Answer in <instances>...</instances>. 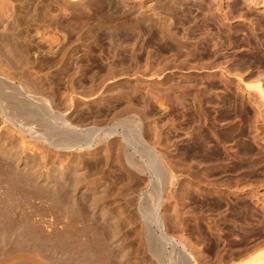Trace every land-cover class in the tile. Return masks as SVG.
Returning <instances> with one entry per match:
<instances>
[{"label": "bare ground", "instance_id": "obj_1", "mask_svg": "<svg viewBox=\"0 0 264 264\" xmlns=\"http://www.w3.org/2000/svg\"><path fill=\"white\" fill-rule=\"evenodd\" d=\"M12 1L13 0H0V175L1 174L2 175L7 174L5 176H10V177L12 175L15 178V180H14V178L12 177V179H13L12 181H16V179H19L18 182L23 183L21 185H22V187L25 188L24 190L26 191V189H27L29 191V192L26 191L25 194L31 193L30 196L38 195V198L40 200L37 197H35V196L34 197L37 198L39 201H41L44 197V200H46L45 202H47V200H49L47 205L51 201H53V202L56 201L57 203L55 202L56 206L54 204V206L56 208L55 213H51V211L49 213V211L46 210V212L49 213L47 216H44L43 214H45V213L42 214V212H41V214L43 216L39 215L40 212H38V215L35 214V213H37V211L36 212H34L35 210L33 211V208H32L33 204L31 202L32 200L31 201L28 200V202H29L28 205H27L28 202L23 203V201H21L23 203L21 205L25 206L24 204H26V206L23 207L22 209H20V208H19V210L17 209L18 211H20V210L22 211L20 213H18V211L16 209H15L16 211H12L9 209L10 212H7V211H9L7 209L11 208V207H9L10 205L7 206V203H5L6 204L5 206L8 207L5 209L6 214L2 213V208L0 209V211H1L0 214L2 213L0 215V229H1L0 230L1 231V233H0V264H63V262H64V264H82V263L83 264H96L98 260L100 263V260H102L103 258H104V260H106V261H104V263H108L107 261H109L108 259H111L110 257L112 256L113 253H115V254L117 253V258H116L117 261H115V262H117L118 264H223L226 260L234 259L236 256L242 255L243 253H245L249 250L250 251L255 250V248L257 246H259L260 244H262V242H264V240H263L264 238H262L261 241H259V240L256 241L257 239L255 237V238H253L251 244L246 245V243H248V239H247L248 236L244 235V239H245V237H246V239L245 240L242 239V240H244L245 244L243 241L242 242L245 246L242 248L240 246L241 249L238 248L240 250H237V252H235V254L229 253V251H228L227 256H224V255H218L216 253V251H213V252L211 251L212 253H214V255L209 257L207 255L209 252L208 249H206L207 253L205 251V248H203L202 250L198 249V245H199L198 240L200 239V237L204 241L206 240L204 246H207L209 244L208 238H210V237L207 238L208 233H206L207 231L209 232V230L211 228L209 216H207V215L205 216V224L203 223L204 224L203 226H205L204 231L202 230L203 228L201 229L202 231L199 229V228H201L199 226L200 225L199 223H198L199 224L198 225L195 222L196 223L194 225L195 227L187 224L188 220H192L196 217V214L194 211L195 206H196V204L194 203L195 200L193 197L194 193H196L197 196L198 195L200 196L201 194H203L205 192L208 193L209 191L217 193V196H218L217 204L219 206L220 205L225 206V211L229 210V214L223 215V219L226 218L227 215H229L230 217H233V218L234 217L239 218L244 224L247 223L246 220L248 221V219L250 220L252 217H254L256 215L255 209H254V208H256V206H254V204L255 205L257 203L263 204V202H264V196H263V198L262 197L260 198L258 195L259 193L257 194V192L254 191L255 189H253L252 191L248 189L250 191V195H248L249 197L246 196L248 199L244 198L242 193H249L248 190H246V188L245 189L242 188L244 186H242V184L239 183L240 179H242V176L245 175L244 173L241 175L235 174V175H238L237 176L238 179L235 178L236 181L234 178H232V180H231V177H229L230 178L229 181L227 180V179H229L228 177H226L227 179L224 178L225 172H228V171L232 172V171H236V170L238 171L242 168H246V170H245L246 172H248V173L252 172L254 169L253 166H255L257 164V161H260L259 159L262 158V156L260 158H256V156L260 153V151L264 153V146H263L262 150H260V147L256 146L257 144H256L254 138H257V137L255 135H253L252 138H253V141L255 142L256 145L254 143H253L254 145H251L250 143H249L250 144L249 145L248 143L243 142V145L240 147V150H239V146L236 145V143H235V140L236 139L238 140V137L242 133H244V131L246 129L248 130V128H249L250 132L252 130H254V132L256 131V133H257V130H258L257 128H259V127H257V124H255L254 122L257 123L258 120L260 119V121H262L264 124V84L261 81L262 77H260L261 75L260 76L256 75L254 78L252 76V74L249 73L250 70L247 71L248 73H245L246 70L249 68V67L248 68L246 67L249 65L248 64L246 65V63H245L247 60L246 61H244L243 59L239 60L242 62L244 61V65H245V71H244V65L241 62L239 63V61L236 62L234 60H231L229 58L231 53L227 51V48L229 47V45L232 43L234 44V41H235L233 39V34L231 33V32L234 33L237 31L234 28L233 22L238 21V20L239 21H242V20L250 21L251 24H254V27L252 25V27H250L251 30H249L250 32H248V33H251L252 30H257V28H259V26H261L263 24L262 22H264V21L260 22L259 17H261V16H259L256 19L254 18L255 19L254 20L253 17L255 15V13H245V12L244 13H232V12L231 13H228V12L224 13L222 11L223 14H217V18L215 20V23L217 24L218 30H219V32L217 33L218 35L217 34L215 35L212 32L213 34L209 33L208 35L205 34L202 36L205 41H202V40L200 41V39H197L198 43L203 44L202 47L193 46L194 43L192 45H190V44H187L186 42L185 43H183L181 41L179 42L180 39H178V42H176L177 40L173 39L174 37L172 38V40H174V42H176L175 46H174V48L170 47L171 49H166L167 51L171 50V52L169 55H167V56H169V61H168L169 63L166 62L165 60L164 61L170 67L171 75L173 77L181 75L182 80H184L186 82L183 83V81L179 80L176 77L175 80L173 81V85L170 86V87H172L171 89H173L172 93H173V97L176 98L175 99L176 101H174L175 102L174 107L170 108V109H173L172 115L174 117L173 116L172 117L174 120H172L170 117V118H168L169 119L168 121H170L169 123H171V120L174 123L176 122L175 125L173 124L174 128L171 127L173 130H175L174 133L176 131L183 129V128H186L187 130L185 129L186 131H183V133L185 132V134H186V137L184 135V137H185L184 139H186L185 144L183 143L184 146L180 148V146L178 147L177 145L176 146L174 145V147H175V148L173 147V150H175V151H173L174 155H172V158L170 157L171 158L170 159L169 156L166 155L165 152H163L164 150L166 151V149H165L166 146L164 147V150H163V147H161L160 132H159V130L156 129L157 123L154 124L156 121L153 123L155 125V126H153L154 129L152 127H150V129H148V127H149L148 125H151V123H149L147 125V130H150V131H148V133L149 132L150 133L148 134V136H146L147 132L144 134V129H146V126H145V128H143V126L141 125V118H140L141 114L139 113V111H137L139 109H136L137 107H139V108L141 107V109L142 110L144 109V111L146 112V109L148 107L147 111H150V112L149 113L146 112V114L151 115V110H152V108L154 110V107L150 108L151 110H149V106H152L151 105L152 103L153 104L155 103V105H157V106H159V104H160V106H162V103H163L162 97L161 98H153V96H152V98H153L152 100H150V98L149 99L146 98V100L141 101L145 98L143 96H140L142 98L141 99L138 96L137 98H139L140 100L136 98V100H137L136 101V100H134L135 97L132 96L134 99L133 98L131 99L129 97L125 98L124 103L121 104V103H118V100H119L118 98H114L110 95L111 89L108 87L107 84H104L103 80L102 81L97 80L98 83L93 82V83H90V85H88V86H87L88 82L86 83V86H85V84H81L79 82L81 80H79L77 83V81H75L77 76L86 75L87 71H84L81 68H76V67L70 68L69 67L68 61L65 60V57L67 56L66 55L67 52L65 53V50H62L63 46H62V48H60L61 51L59 54L56 51L58 54L57 56H59L61 53H63L62 55H60V58L57 60V62H59V66L55 67V69H53L52 71H49V72L46 70L42 71L43 69L41 70L40 68H38V66H36L37 68H35L32 65L33 59L30 60L29 51L27 49V46L29 44L27 45L26 42L29 40L25 41L26 38H24L25 42H22L23 41V38H22V41H19V39H20L19 37H22L21 34L24 32L22 30L26 29V27H23V26H25L24 24L27 23V20H26V22L24 21L26 19V17H25V12H26L25 10L26 9L24 7L25 3L24 4L22 2L17 3L15 6H13ZM53 1H55V0H53ZM247 1L252 6H258L260 8H264V0H247ZM29 2L31 4V1H29ZM37 2L38 1H36V3ZM27 3H28V1H27ZM46 3H48V2H46ZM38 4H39V2L37 3V6H38ZM39 6H40V4H39ZM14 8H15L16 12H17V10L19 11V14H20L19 16L21 17L22 21H15L16 18L14 17V14H15ZM26 8H28V6ZM64 9H65V7H64ZM166 9H168V8H166ZM61 10H63V9H61ZM86 11H88L90 13L89 10H86ZM235 11H233V12H235ZM59 13H61V12H59ZM59 13H58V15H61ZM63 13H65V12H63ZM81 13H82V11H81ZM91 13H93V12H91ZM34 14H32V15H34ZM54 14H55V11H54ZM32 15L30 14V16H32ZM39 15H42V14L40 13ZM58 15H56V16H58ZM74 15H72V16H74ZM51 16L49 15V17H51ZM65 16H64V18H65ZM202 16H203V14H202ZM46 17H43V18H46ZM49 17H47V22H48ZM89 17L91 18L92 16H89ZM119 17H120V15H119ZM43 18H42V20H43ZM71 18L72 19L68 18V20L70 19L69 20L70 22L68 21L69 22L68 25L70 26L72 31H73V29L74 30L75 29H77V30L82 29L83 32L87 35H90L92 33L93 24H95V23L92 22L93 24H90L88 21H85V19L82 21L75 20L76 16L74 19H73V17H71ZM77 18H79V16ZM88 18L86 20H88ZM121 18H123V17H121ZM146 18H147V16H146ZM92 19H93V21L95 20V18H92ZM118 19H117V21L120 22L121 19H119V20ZM128 19H131V18L129 17ZM138 19H139V17H138ZM138 19L137 18L135 19V17H134V22H135V20H138ZM141 19L143 20V18H141ZM206 19L209 20V18H206ZM206 19L204 18V20H206ZM251 19L254 20L253 23H252ZM30 20L33 22V19H31V17H30ZM51 20H53V18ZM97 20L98 19H96V21ZM208 20H206V21H208ZM53 21H52V23H53ZM89 21H91V20H89ZM132 21L133 20H130L131 23H132ZM28 22L30 23V21H28ZM35 22H37V21L35 20ZM57 22H58V20H57ZM128 22H129V20H128ZM46 23H45V25H46ZM58 23H60V22H58ZM58 23H57V26H59ZM114 23H116L115 20H114ZM172 23H173V21H172ZM148 24H150V23H148ZM202 24H204V21ZM202 24H201V26H202ZM101 25L106 26L108 29H109V27L112 26L110 24L111 26L108 27L109 23H108V25L107 24L105 25V23L103 24V22L101 23ZM26 26H27V24H26ZM30 26H32V25H30ZM35 26L36 25L34 23V27ZM57 26H55V27H57ZM97 26L98 25H96V27ZM159 26H161V25H159ZM162 26H163V23H162ZM205 26L207 27V25H205ZM205 26L203 28L202 27L201 28L206 29ZM100 28H101V26H100ZM161 28L163 29V27H161ZM167 29H168V27H167ZM223 29H224V31H222ZM169 30H167V31H169ZM93 31H95V30H93ZM96 31H98V30H96ZM159 31L160 30L155 31V32H158V33H156V35L158 34L160 36ZM162 31H164V30H162ZM165 31L162 33H164V34L167 33ZM36 32H38V31H36ZM62 32H60V33H62ZM104 32H106V31H104ZM132 32H135V31L132 30ZM151 32H153V31H151ZM215 32H217V31H215ZM222 32H225V34L222 35ZM229 32H230V35L228 36ZM33 33H35V32H33ZM88 33H90V34H88ZM162 33H161V35H162ZM177 33H179V32L177 31ZM103 34H105V33H103ZM131 34H133V33H131ZM187 34H188V32H187ZM62 35H64V34H62ZM141 35H142V33H141ZM165 35H163V36H165ZM167 35L165 37H167ZM177 35H179V34H177ZM182 35H184V34H182ZM185 35H186V33H185ZM246 35H249V34H246ZM25 36L26 35H24V37ZM74 36H76V35H74ZM107 36H108V34H107ZM111 36H112L111 38L114 39L113 35H111ZM187 36H188V39L194 38V37H191L189 34ZM231 36H232V38H231ZM235 36H236V34H235ZM251 36H253V35H251ZM109 37H110V35H109ZM202 37H200V38H202ZM255 37H253V38L255 39ZM40 38H41V36H40ZM99 38H103V37H99ZM111 38H109V41H108L109 44H110V41H112V40H110ZM117 38H116V40H117ZM156 38H158V37L156 36ZM162 38L163 37H161V41H162ZM250 38H252V37H250ZM61 39H63V38H61ZM74 39H77V38H74ZM83 39H84V36H83ZM119 39H120V37H119ZM132 39H134V38H132ZM244 39H248V36H247V38L245 36ZM94 40H95V38H94ZM105 40H108V39H105ZM129 40H131V39L129 38ZM148 40H149V38H148ZM153 40L154 39H152V41ZM249 40H251V39H249ZM126 41H124V42H126ZM133 41H135V40H133ZM169 41H171V40H169ZM236 41H237V39H236ZM245 41L248 42V40H245ZM30 42H33V41H30ZM95 42H97V41L95 40ZM247 42H245V43H247ZM165 43H167V42L165 41ZM177 43H179V44H177ZM256 43H257V41H256ZM39 44H40V42H39ZM116 44H118V43H116ZM132 44H133V42H132ZM132 44L129 47H133L134 44L133 45ZM147 44H149V43H147ZM247 44H248L247 46H249L248 50L250 49V51H252V53H250L252 55H250L248 53V56L250 55L248 60L252 63L253 62L252 60H254V62H255V61H259L258 59H262L260 57H262L261 54H262L263 50L257 46L255 47V46L251 45L250 41ZM258 45H259V43H258ZM57 46H58V44H57ZM165 46H166V44H165ZM165 46L161 47L162 50H163V48H166ZM104 47L102 46L101 48H104ZM120 47H121V45H120ZM168 47L169 46L167 44V48ZM232 47H233V45H232ZM78 48H76V49L78 50ZM233 48H232V50H233L232 52H235V49H233ZM29 50H30V48H29ZM33 50H34V46H33ZM133 50H134V48H133ZM113 51L114 50H112V53H113ZM116 51H115V53H117ZM161 51H160V53H161ZM56 52H54V53H56ZM41 53H43V52H41ZM263 53H264V51H263ZM35 55H38V54H35ZM80 55H79L78 59H81ZM84 55H82V56H84ZM150 55H153V54H150ZM158 55L160 56V54H158ZM165 57H164V59H165ZM233 57H234V55H233ZM131 58L136 60L135 55H134V57L132 56ZM247 58L248 57H246V59ZM85 59H87V58L85 57ZM157 59H158V57H157ZM34 60H36V59H34ZM263 60L264 59H262V62H263ZM136 61H139V60H136ZM156 61H158V60H156ZM93 62H94V60H93ZM165 62H164V64H165ZM260 62L261 61H259V64H260ZM34 63H36V62L34 61L33 64ZM89 63H90V61H89ZM119 63H121V62L119 61ZM122 63L124 64V62H122ZM128 63H129V61H128ZM38 64H40V63H38ZM38 64H34V65H38ZM48 65H46V66H48ZM126 65H127V62H126ZM252 65H253V63H252ZM81 66L83 67V65H81ZM86 66H84V67H86ZM102 66H103V64H102ZM117 66H118V64H117ZM39 67H40V65H39ZM124 67H125V65H124ZM143 67L144 66H142V68ZM134 68L135 67H133V69ZM160 68H161V66H160ZM49 69H50V67H49ZM91 69H93V68H91ZM191 69H194L200 75L202 74V72H205V75H203L204 77L205 76L211 77V76L216 75L214 77H218L219 80H217V81H219L222 85H224L226 87V89L228 87H230L229 84L232 82V79H231L232 78L231 75H232L236 79V84H234V85H236V90L237 91L239 90V92L240 91L244 92L248 96L249 103H251V105L253 104V106H255L257 109L255 111L256 113L253 112V113H255L254 117H252V119L254 118V120L250 119L253 122L252 121L249 122V120L246 121L245 120L246 118H244V120H245L244 121L241 118L243 120L244 124H239L240 119L238 120V118H237L238 121H236V123H234V121L236 120V117L235 118L233 117L232 119H235V120L228 125L227 124V123H229V121H227L228 119L225 120V119L220 118L222 121L225 120L227 128L222 129V130H225L223 132V134H222V132L221 133L219 132L220 134L223 135L222 136L219 134V136H222L221 138H219L218 136H216V133L218 132L217 131L218 128L215 127V129L217 128L215 130V131H217L216 133L213 132L214 128L211 129V127H213L212 126L213 123L212 122H210L212 124L209 123V121L211 119L209 118L210 116H208V114H207L208 109L205 110V108H203L204 107L203 104L205 102H207V103L209 102V97L207 95L204 98L202 97L203 95L201 96L203 98V100H202V98L200 100V98L198 97L199 103H196V105L192 106L193 103L190 104L189 107L193 108L196 106L195 108H193V110L197 109L196 114H195V111H193V110H192V113H188L190 111V109H189V111L187 110V116H184L185 118L180 119L183 117V115H186V113H185L186 111L183 112L185 114H182L183 110L182 109H181L182 111L180 110V107L182 108L184 106V103H182L183 100L180 98L179 94L181 92L182 93L185 92V94L189 93V95H192L191 94L192 91H190V89L194 88L196 85V84L193 85V83L189 82L190 79L192 78L190 75V74H192ZM105 70H108V69L106 68ZM88 71H90V70H88ZM218 72H220V74H218ZM250 72H252V71H250ZM258 73H259V71H258ZM89 74L91 75V73H89ZM99 75H101V74L99 73ZM110 75H111V73H110ZM81 77H84V76H81ZM90 77H92V76H90ZM90 77L88 80H90ZM197 79H199V78H197ZM191 80H193V79H191ZM84 81L86 82V80H84ZM195 81H194V83H195ZM201 83H203V82H201ZM133 85L131 84L132 87L135 86V85L134 86ZM210 85H211V83H210ZM132 87H130V88H132ZM128 88L129 87H127V89H125V88L121 89L120 88L118 90H123L122 92L124 94L126 92V91L124 92V90H127V92L129 93V91L131 89L129 88L130 90H128ZM198 88H199V86H198ZM200 88H201L199 90L200 92L199 91L198 92L203 94V92L201 90H203V88L205 89V87L200 86ZM100 89H101V93L96 94L95 91L100 90ZM134 89H136V88H134ZM206 89H207V87H206ZM148 90H149V88H148ZM131 91H133V89ZM203 91H204V94H207V92H208L207 90L206 91L203 90ZM118 92L120 93L121 91H118ZM149 92H150V90H149ZM196 92H195V94H196ZM233 92L235 93V90ZM94 93H95V95H94ZM132 93L134 94V92H132ZM236 93L239 94L238 92H236ZM125 94L127 95V93H125ZM198 94H196V95H198ZM76 95H78V96H76ZM126 95H124V96L126 97ZM130 95H132V94H128V96H130ZM114 96H118V95H114ZM110 98H114V99L111 100ZM195 98L191 101L197 102L198 100L196 101ZM229 98H230V96H229ZM215 99H217V98H215ZM235 99H233L234 102L235 101L237 102V100H235ZM225 101H227V100H225ZM92 102L96 103L95 106L90 105ZM120 102H122V101L120 100ZM184 102H185V100H184ZM229 102H230V100H229ZM234 102L231 100L230 104L233 103V105H235ZM243 102H245V101H242L241 104ZM156 103H158V104H156ZM221 103H222V101H221ZM197 106H199V107L197 108ZM215 106H216V104H215ZM142 107H146V108H142ZM208 107H209V105H208ZM211 107H212V105H211ZM223 107L226 108V105L224 104ZM228 107H231V106L229 105ZM185 108L187 109V107H185ZM211 110H213V109H211ZM215 110H217V109H215ZM144 111L142 112L143 114H144ZM228 112H227V115H228ZM153 114H154V112L152 111V115ZM235 114H236V112H235ZM227 115H225V117L229 118V117H227ZM236 115H238V114H236ZM147 116H149V115H147ZM222 116L223 115L221 114L220 117H222ZM242 116H244V115H242ZM246 116H248V115H246ZM142 119H145V118L142 117ZM232 119L230 120V122L232 121ZM183 120L186 124H188L187 127L182 126V124L184 123V122H182ZM212 120H213V118H212ZM242 120H240V123L242 122ZM152 121H154L153 118H152ZM213 121H215V120H213ZM225 122H223V124H225ZM217 123H218V121H217ZM142 124H143V122H142ZM159 124H158V126H159ZM173 125L171 124V126H173ZM215 125H217V124H215ZM226 125H223V126L225 127ZM223 126H221V127H223ZM259 126L261 127V125H259ZM153 131H155V132H153ZM208 132L210 134L212 133L213 135L216 136L215 138L217 140L216 139L215 140L217 142L216 141H213V142L214 143L216 142V144H218V145L212 144V143H211V145H207L209 143V140H210V139H208V137L211 138L213 136L212 134H211L212 135L211 137H210V135L208 136ZM153 135H154V137H153ZM258 136H261L260 139L262 138L263 143H264V137L262 135H258ZM19 139L21 140V142H20L21 144L19 143V141H20ZM161 139H162L161 140L162 146H164L163 143L166 142L167 140L163 142V138H161ZM165 139H167V137H165ZM168 139L170 140V138H168ZM212 140H210V142ZM232 140H234L235 145L238 146L237 147V150L239 151L238 153H237V151H234V148H232L231 144L229 143V142L232 143ZM26 142H27V144L25 145L24 143H26ZM28 142L30 144L32 143L31 146H27ZM239 143L242 144L241 142H239ZM164 144L170 145L167 143H164ZM259 145H260V143H259ZM170 146H169V148H170ZM236 146H234V147H236ZM167 148H168V146H167ZM230 148H232V149L230 150ZM175 152H176V154H175ZM231 154L232 155L234 154L233 155L234 158L236 156H238L239 159H242V161H243V159H247L248 157H250V158L252 157V161H248V160H250V159H248V160H246V161H248V163L245 164V162H244L245 160H244L243 164L240 163V165H238L239 163H237V165H233L231 168H227L228 163L226 164L227 161L224 162V156L226 157L225 160H227L229 155L232 156ZM196 158H198L199 160ZM203 158H204V160H203ZM253 158H254V160H253ZM229 159H230V157L228 158V161H230L232 159V157L230 160ZM262 159H264V156ZM232 161L230 163L233 164L234 162H232ZM254 161H256V163ZM238 162H240V161H238ZM260 162H258V163H260ZM262 162H261V164H262ZM234 164H236V163H234ZM261 164H257V165H261ZM249 167L252 168V170L251 169L247 170V168H249ZM262 170H264V168ZM232 173H235V172H232ZM232 173L230 175H228L226 173V176L227 175L231 176ZM239 173H241V171H239ZM248 173H246V174H248ZM253 174L257 175L258 172L257 173L254 172ZM2 175H1V177H3L2 179H3V181H5L6 179L4 180V176H2ZM250 175H252V173H250ZM8 178H7V180H9ZM10 181H9V183H10ZM230 181H233V182H230ZM253 181H254V183L256 182L255 180H253ZM0 182L2 183V181H0ZM16 182H15V187H16ZM250 182H252V181H250ZM9 183L7 182V185ZM238 183H239V185L241 184V186H238ZM247 183H249V182H247ZM258 183H259V185L261 184V182H259V181H258ZM5 184H6V181H5ZM5 184L4 183H3V185L1 184L2 187L1 186L0 187L3 189ZM10 184L12 185V183H10ZM13 184H14V182H13ZM17 185H19V184H17ZM256 185H258V184H256ZM19 193L24 194V192H19ZM1 194L3 195L4 193H1ZM6 194H4V195H6ZM10 194H12V193L10 192ZM4 195H3V197H4ZM30 196H29V198H30ZM201 196H203V195H201ZM19 197L21 198V196H19ZM7 198H8V196H7ZM9 198H13V197H9ZM23 199H21V200H23ZM51 199H53V200H51ZM246 199H247V201H246ZM2 200H3V198H2ZM12 200L9 199V201H11V202H12ZM14 201H15V199H14ZM205 201H207V200H205ZM19 202H20V200H19ZM42 202H43V200H42ZM33 203H34V201H33ZM8 204H10V202ZM11 204H14V203L12 202ZM57 204L60 208L57 207ZM194 204H195V206H194ZM206 204H207V208H208L210 206V204L208 206V203L205 202V206H206ZM15 205H19V203H16ZM39 205H40V202H39ZM201 205L203 206V204H201ZM38 206H37V209L40 207V206L39 207ZM51 206H53V204L50 205V207ZM17 207L18 206L12 207V208L14 209ZM41 207H42V205H41ZM184 207L186 208L185 211L182 210ZM55 208L53 207V209H55ZM57 208H59L58 209L59 211H57ZM210 208H211V206H210ZM41 209H43V207ZM45 209H46V207H45ZM70 210H71V212L73 211L74 213H76L74 215H78L81 218L86 217L90 221L89 225L91 226V232L93 231L92 234H95L96 232H98L97 234L100 233V235H101L102 233H104L103 232L104 229L101 231L100 227L103 228V226H104L105 231H106L105 233H107V231H108V234H106V235H108V236H106V237H108L107 238L108 240H106L107 242L103 241L104 244L99 243V245H98V240H103L105 238V237L104 238L100 237L101 239H98V240H96L97 242H95L97 244H95V245H94V243H93V245L87 244V245H85L86 248H82V249H81V247H83V245L81 246L82 243L78 241L79 245L81 247L78 246V248H79V251H78L77 245L76 246L74 245L77 249V252L75 251L76 250L75 248L73 249L75 251V252L73 251L74 253L72 252V250L70 252H68V250H70V249L69 248L67 249L66 247H64V249L67 250V251L65 250L66 251L65 253H64V251H63V253L60 252V250L63 248H61L60 250H56L55 248H57V247L54 248L55 251H53L52 253H50L51 252L50 249H48V250H50V252H47V250L45 248H46V246H49L52 243L51 240L52 241L54 240V243H55L54 245L57 246L60 244V247H61V244L63 246V243H59L60 241L62 242V240H65L66 239L65 237H67V236H68L67 238L70 237L69 241L72 238L70 235H68V232H70V229H72V226L74 227V224H75L74 222H75L76 216L72 217L73 214L70 213ZM43 211H45V210H43ZM56 211H57V213H56ZM52 212H53V210H52ZM183 212H184V215H182ZM259 212H260V210H259ZM194 214H195V217H194ZM263 215H261V216H263ZM73 218H74V220H73L74 222L72 223ZM81 218H80V221H82ZM257 218L258 217H256V219ZM261 218L263 219V217H261ZM77 220L78 219H76V221ZM89 221H87V224L89 223ZM235 222H237V221H235ZM257 223H258V221H257ZM185 224H186V227H184ZM263 224H264V222H263ZM14 225H16V227ZM83 225L84 224L82 223V226ZM12 226H14V227L12 228ZM70 226H71V228H70ZM90 226H88L89 229H90ZM11 228L13 230H12V232L9 233L7 231V229H11ZM75 228H76V226H75ZM85 229H88V228L85 227ZM184 229H185V231L187 230V234H185ZM253 229L254 228H252V230ZM72 230H74V228ZM244 230H246V229H244ZM244 230H242V231H244ZM80 231H81V229L79 230V233H81ZM183 231H184V233H183ZM6 232H8V233L4 235L3 233H6ZM76 232H78V231H76ZM256 232H257V230H256ZM79 233H78V235H79ZM85 233H87V231ZM247 233H248V231H247ZM249 233H251V232H249ZM85 235L88 236L87 234H85ZM103 235H105V234H103ZM81 236L82 235H80V237ZM95 237H96V234H95ZM72 239H71L70 243L68 242L71 246L70 247L71 249H72V247H74V246H72L74 243L71 245ZM74 239H75V236H74ZM81 239L83 240V238H81ZM89 239H90V237H89ZM240 239H241V237H240ZM48 240L51 243L45 244V242L46 241L48 242ZM85 240H87L89 242L88 239H85ZM93 240L95 241V238ZM93 240H92V242H93ZM227 240H228V238H227ZM55 241L56 242L58 241L57 243H59V244H57ZM66 241H68V240L66 239ZM204 241H202V242H204ZM68 243L65 242L66 245ZM239 243H241V242H239ZM84 244H85V241H84ZM89 244H90V242H89ZM66 245H64V246H66ZM218 247H216V248L218 249ZM260 247H262V246H260ZM102 250L103 251L105 250V253ZM220 250H222V249H220ZM56 251L57 252L59 251L60 253H57ZM225 253H226V251H225ZM256 253L254 254L255 256H256ZM254 255H252V256H254ZM255 256H254V258H252L251 262H248V263H250V264H264V252H263L262 257L258 256L259 257L258 258ZM99 263H97V264H99ZM110 264H112V263H110ZM228 264H230V262ZM242 264H245V263H242Z\"/></svg>", "mask_w": 264, "mask_h": 264}, {"label": "rangeland", "instance_id": "obj_2", "mask_svg": "<svg viewBox=\"0 0 264 264\" xmlns=\"http://www.w3.org/2000/svg\"><path fill=\"white\" fill-rule=\"evenodd\" d=\"M19 1V2H18ZM27 1H28V3H27ZM29 1H31V4H30V2ZM36 1H38L39 2V4H40V6H39V4H38V6H37V3H36ZM113 1V2H112ZM13 2V6H15L17 3H25V5H24V7H25V17H26V19L24 20L25 22H26V20H27V26H26V24H24L25 26H23V27H26V29H24V30H22V31H24L22 34H21V36L22 37H19L20 39H19V41H22V38H23V41L22 42H25V41H27V40H29V41H27L26 42V44L28 45L27 46V49H28V51H29V58H30V60H32L33 62L35 61L36 63H34V64H38V63H40V64H38V65H34L33 64V62H32V65L35 67V68H37L36 66H38V68H40L42 71H52L53 69H55V67H57V66H59V62H57V60L60 58V55H62L63 53H61L59 56H57L59 53H60V51H61V49L60 48H62V46H63V48H62V50H65V53H66V57H65V60L66 61H68V65H69V67L70 68H81V69H83L84 71H87V73H86V75H80V76H77V78L75 79V81H77V83H78V81L79 80H81V81H79L81 84H85V86H86V83H87V86L88 85H90V83H98L97 82V80L98 81H104V84H107L108 85V87L111 89V96L112 97H114V98H118L119 100H118V103H121V104H123L124 103V101H125V98H133V97H135V99L134 100H136V98L139 96V98H141L140 96H143L145 99H143V100H141V101H144V100H146V98H150V100H152L153 98H161L162 97V102L164 103H162V106H160V104H159V106H157V105H155V103L153 104H151L152 106H149V110H151L150 108H152V107H154V110H153V108H152V110H151V115L150 114H146V112L147 113H149L150 111H147V109H148V107H147V109H146V112L144 111V109L142 110L141 109V107L139 108V107H137L136 109H139V110H137V111H139V113L141 114H139L140 115V118H141V125L143 126V128H145V126H146V129H144V134L147 132V134H146V136H148V134L150 133H148V131H150V130H147V125L149 124V123H151V125H148L149 127H148V129H150V127H152L153 128V126H155L154 124H156L157 126H156V129L157 130H159V132H160V143H161V147H163V150H164V147L166 146V151L164 150L163 152H165L166 153V155H168L169 156V158L171 157L172 158V155H174L173 153V151H175V150H173V147H174V145L176 146H180V148L181 147H183L184 146V144H185V142H186V139H184L185 137H186V134H185V132L183 133V131H186L187 129L186 128H183V129H181V130H179V131H176L175 133H174V131L175 130H173L171 127H173L174 128V125L176 124V122L174 123L172 120H174L173 119V109H170V108H173L174 107V105H175V102L174 101H176L175 99V97H173V89H171L172 87H170V86H172L173 85V81L175 80V78L177 77L179 80H181V81H183V83H185L186 81H184V80H182V76L180 75H178V76H175V77H173L172 75H171V69H170V67L168 66V64L166 63V62H168L169 61V56H167V55H169L170 54V52H171V50H166V49H171V48H174V46H175V43L176 42H178V39H180L179 40V42L181 41V42H183V43H187V44H190V45H192L193 43V46H199V47H202V43H198L197 42V39H200V41L202 40V41H205L204 40V38L202 37L203 35H208L209 33H214L215 35L219 32V30H218V26H217V24L215 23V20H216V18H217V14H223L222 13V11L224 12V13H255V15H254V17H253V19L255 18H258L259 16H261V17H259L260 18V22L261 21H264V8H260V7H258V6H252L251 4H249L248 3V1L247 0H55V1H53V0H13L12 1ZM46 2H48V3H46ZM70 2V3H69ZM209 2V3H208ZM239 3V4H238ZM57 4V5H56ZM107 4V5H106ZM208 4V5H207ZM95 5V6H94ZM200 5V6H199ZM202 5V6H201ZM247 5V6H246ZM28 6V8H26ZM31 6V7H30ZM49 6V7H48ZM52 6V7H51ZM74 6V7H73ZM83 6V7H82ZM103 6V7H102ZM164 6V7H163ZM206 6V7H205ZM64 7H65V9H64ZM99 7V8H98ZM231 7V8H230ZM111 10H110V9ZM166 8H168V9H166ZM206 8V9H205ZM35 9V10H34ZM52 9V10H51ZM60 9V10H59ZM61 9H63V10H61ZM103 9V10H102ZM208 9V10H207ZM28 10V11H27ZM59 10V11H58ZM67 10V11H66ZM86 10H89L90 11V13L88 12V11H86ZM93 10V11H92ZM101 10V11H100ZM206 10V11H205ZM236 10V11H235ZM14 11H15V8H14ZM30 11V12H29ZM33 11V12H32ZM49 13H48V12ZM54 11H55V14H54ZM78 11V12H77ZM80 11V12H79ZM81 11H82V13H81ZM85 11V12H84ZM104 11V12H103ZM233 11H235V12H233ZM18 12V13H17ZM17 12L15 11L14 13V17L16 18V20L15 21H22L21 20V17L19 16L20 14H19V11L17 10ZM32 12V13H31ZM39 12V13H38ZM45 12V13H44ZM53 12V13H52ZM59 12H61V13H59ZM63 12H65V13H63ZM88 12V13H87ZM91 12H93V13H91ZM140 12V13H139ZM146 12V13H145ZM17 13V14H16ZM32 15V14H34V15H32V16H30V14ZM42 14V15H39V14ZM57 13V14H56ZM58 13L59 14H61V15H58ZM76 13V14H75ZM87 13V14H86ZM119 13V14H118ZM145 13V14H144ZM171 13V14H170ZM205 13V14H204ZM44 14V15H43ZM47 14V15H46ZM75 14V15H74ZM78 14V15H77ZM135 14V15H134ZM139 14V15H138ZM176 14V15H175ZM202 14H203V16H202ZM49 17V15L51 16V17H49L48 18V22H47V17ZM56 15H58V16H56ZM68 17V18H70V19H72L71 17H73V19L75 18V16H76V18H75V20H80V21H82V20H84L85 19V21H88L90 24H93V23H95L96 25H98L97 27H96V25L95 24H93V30H95V31H93L92 30V33L90 34V33H88V34H90V35H87V34H85L84 32H83V30L82 29H73V31L71 30V28H70V26L68 25V23L70 22L69 20H68V18L66 17V16ZM72 15H74V16H72ZM96 15V16H95ZM101 15V16H100ZM119 15H120V17H119ZM122 15V16H121ZM145 15V16H144ZM211 15V16H210ZM17 16V17H16ZM31 17V19H33V22L30 20V17ZM36 16V17H35ZM39 16V17H38ZM56 18H54V17ZM64 16H65V18H64ZM79 16V18H77ZM89 16H92L91 18L89 17ZM95 16V17H94ZM112 16V17H111ZM116 16V17H115ZM141 16V17H140ZM146 16H147V18H146ZM207 16V17H206ZM29 17V18H28ZM41 17V18H40ZM43 17H46V18H43ZM58 17V18H57ZM81 17V18H80ZM89 17V18H88ZM121 17H123V18H121ZM127 17V18H126ZM131 18V19H128V18ZM134 17H135V19L137 18L138 19V17H139V19L138 20H135V22H134ZM163 17V18H162ZM263 17V18H262ZM40 18V19H39ZM42 18H43V20H42ZM53 18V20H51ZM88 18V20H86ZM92 18H95V20L93 21V19ZM112 18V19H111ZM115 18V19H114ZM121 19V21L119 22V21H117V19ZM141 18H143V20L141 19ZM149 18V19H148ZM204 18L206 19V18H209V20L208 19H206V20H208V21H206V20H204ZM212 18V19H211ZM262 18V19H261ZM29 19V20H28ZM37 21V22H35V20ZM39 19V20H38ZM96 19H98L97 21H96ZM104 19V20H103ZM118 19V20H119ZM147 19V20H146ZM254 19V20H255ZM57 20H58V22H60V23H58L57 22ZM89 20H91V21H89ZM112 22H111V21ZM114 20H115V22L116 23H114ZM126 20V21H125ZM128 20H129V22H130V20H133L132 21V23L130 22H128ZM182 20V21H181ZM254 20H252L251 19V21H252V23H253V21ZM28 21H30V23L28 22ZM40 21V22H39ZM51 21V22H50ZM52 21H53V23H52ZM69 21V22H68ZM73 21V20H72ZM71 21V22H72ZM166 21V22H165ZM172 21H173V23H172ZM176 21V22H175ZM203 21H204V24H202L203 23ZM258 21V20H257ZM47 22V23H46ZM50 22V23H49ZM93 22V23H92ZM103 22V24L105 23V25L107 24L108 25V23H109V25H108V27L109 26H111V27H109V29L106 27V26H103V25H101V23ZM128 22V23H127ZM152 22V23H151ZM157 22V23H156ZM201 22V23H200ZM210 22V23H209ZM34 23H35V27H34ZM45 23H46V25H45ZM57 23H58V25L59 26H57ZM86 23V22H85ZM84 23V24H85ZM120 23V24H119ZM122 23V24H121ZM148 23H150V24H148ZM156 23V24H155ZM160 23V24H159ZM162 23H163V26H162ZM171 25H170V24ZM208 23V24H207ZM263 24L261 25V26H259V28H257V30H252V32L251 33H248V32H250L249 30H251V28L250 27H252V25H253V27H254V24H251L250 23V21H248V20H242V21H235V22H233V25H234V28L237 30L236 32H231L232 34H233V39L235 40L234 41V44L232 43V44H230L229 45V47L227 48V51L228 52H230L231 53V57L229 56V58L231 59V60H234V61H236V62H238L239 60H244V61H246L245 63H246V65L248 64L249 66H246L248 69L246 70V72L245 73H248L247 71L248 70H250V71H252V72H250L249 71V73H251L252 74V76L255 78V76L256 75H258V76H260V77H262L261 78V81H262V83L264 84V60H263V62H262V59H264V53H263V51H264V22H262ZM32 25V26H30V25ZM39 24V25H38ZM50 24V25H49ZM53 26H52V25ZM111 24V25H110ZM119 24V25H118ZM125 24V25H124ZM130 24V25H129ZM183 24V25H182ZM201 24H202V26H201ZM95 25V26H94ZM101 26V28H100V26ZM122 25V26H121ZM124 25V26H123ZM147 25V26H146ZM155 25V26H154ZM158 25V26H157ZM159 25H161V26H159ZM166 25V26H165ZM173 25V26H172ZM205 25H207V27L205 26ZM257 25V24H256ZM41 26V27H40ZM44 26V27H43ZM55 26H57V27H55ZM139 26V27H138ZM200 26V27H199ZM205 26V28L206 29H202L203 27ZM236 26V27H235ZM263 26V27H262ZM53 27V28H52ZM117 27V28H116ZM132 27V28H131ZM152 27V28H151ZM157 27V28H156ZM161 27H163V29L161 28ZM167 27H168V29H167ZM202 27V28H201ZM261 27V28H260ZM63 28V29H62ZM98 28V29H97ZM190 28V29H189ZM233 28V29H234ZM239 28V29H238ZM32 29V30H31ZM57 29V30H56ZM102 29V30H101ZM115 29V30H114ZM143 29V30H142ZM170 29V30H169ZM209 29V30H208ZM26 30V31H25ZM59 30V31H58ZM96 30H98V31H96ZM108 30V31H107ZM132 30L133 31H135V32H132ZM158 30H160L159 32V34H160V36L161 37H163L162 38V41H161V37L157 34L156 35V33H158V32H155V31H158ZM162 30H166L165 32H167V33H165L166 35H167V37H165L166 35L164 34V33H162V32H164V31H162ZM167 30H169V31H167ZM185 30V31H184ZM189 30V31H188ZM203 30V31H202ZM208 32H207V31ZM30 31V32H29ZM36 31H38V32H36ZM42 31V32H41ZM63 31V32H62ZM65 31V32H64ZM70 31V32H69ZM79 31V32H78ZM104 31H106V32H104ZM111 31V32H110ZM151 31H153V32H151ZM174 31V32H173ZM177 31L179 32V33H177ZM215 31H217V32H215ZM222 31H224V29L222 30ZM255 31V32H254ZM33 32H35V33H33ZM60 32H62V33H60ZM75 32V33H74ZM77 32V33H76ZM81 32V33H80ZM96 32V33H95ZM169 32V33H168ZM173 32V33H172ZM187 32H188V34L191 36V37H194V38H189L188 39V34H187ZM230 32H229V34H228V36L230 35ZM256 34H254V33ZM26 33V34H25ZM31 33V34H30ZM38 33V34H37ZM42 33V34H41ZM95 33V34H94ZM101 33V34H100ZM103 33H105V34H103ZM108 34V36H107V34ZM119 33V34H118ZM131 33H133V34H131ZM141 33H142V35H141ZM161 33H162V35H161ZM184 34L185 35V33H186V35L184 36V35H182V34ZM212 33V34H213ZM26 35L25 37H24V35ZM62 34H64V35H62ZM72 34V35H71ZM76 35V36H74V35ZM103 34V35H102ZM116 34V35H115ZM128 34V35H127ZM154 34V35H153ZM170 34V35H169ZM177 34H179V35H177ZM225 34V32H222V35H224ZM235 34H236V36H235ZM246 34H249V35H246ZM39 35V36H38ZM101 35V36H100ZM109 35H110V37H109ZM111 35H113V37H114V39L113 38H111L112 36ZM134 35V36H133ZM163 35H165V36H163ZM177 35V36H176ZM218 35V34H217ZM251 35H253V36H251ZM40 36H41V38H40ZM64 36V37H63ZM83 36H84V39H83ZM88 36V37H87ZM116 36V37H115ZM125 36V37H124ZM127 36V37H126ZM137 38H136V37ZM146 36V37H145ZM156 36L158 37V38H156ZM245 36H246V38H247V36H248V39H244L245 38ZM256 36V37H255ZM28 37V38H27ZM38 37V38H37ZM99 37H103V38H99ZM118 37V38H117ZM119 37H120V39H119ZM134 38V39H132V38ZM165 37V38H164ZM169 37V38H168ZM174 37V38H173ZM176 37V38H175ZM200 37H202V38H200ZM244 37V38H243ZM250 37H252V38H250ZM253 37H255V39L253 38ZM24 38H26L25 39V41H24ZM30 38V39H29ZM45 38V39H44ZM61 38H63V39H61ZM74 38H77V39H74ZM91 38V39H90ZM94 38H95V40L97 41V42H95V40H94ZM109 38H111L110 40H112V41H110V44H109ZM116 38H117V40H116ZM129 38L132 40H129ZM136 38V39H135ZM148 38H149V40H148ZM151 38V39H150ZM172 38L173 39H175V40H177L176 42H174V40H172ZM184 38V39H183ZM231 38H232V36H231ZM230 38V39H231ZM237 39V41H236V39ZM239 38V39H238ZM43 39V40H42ZM94 41H93V40ZM104 39V40H103ZM105 39H108V40H105ZM146 39V40H145ZM152 39H154L153 41H152ZM165 39V40H164ZM224 39V38H223ZM232 39V40H233ZM249 39H251V40H249ZM48 40V41H47ZM127 40V41H126ZM133 40H135V41H133ZM168 40V41H167ZM169 40H171V41H169ZM183 40V41H182ZM193 40V41H192ZM245 40H248V42L247 41H245ZM257 41V43H256V41ZM30 41H33V42H30ZM59 41V42H58ZM64 43H63V42ZM100 41V42H99ZM103 41V42H102ZM105 41V42H104ZM116 41V42H115ZM124 41H126V42H124ZM130 41V42H129ZM148 41V42H147ZM165 41L167 42V43H165ZM249 41L251 42V45H253V46H257V47H259L260 49H262L263 51H262V54H261V56L262 57H260V58H262V59H258L259 61H261L260 62V64H259V61H255L254 62V60H252L253 62V65H252V63L248 60L249 59V57H250V55H252V54H250V53H252V51H250V49L248 50V48H249V46H247L248 44L247 43H249ZM30 42V43H29ZM38 42V43H37ZM39 42H40V44H39ZM52 42V43H51ZM56 42V43H55ZM122 44H121V43ZM128 42V43H127ZM132 42H133V44H132ZM174 44H173V43ZM245 42H247V43H245ZM254 44H253V43ZM34 43V44H33ZM60 43V44H59ZM116 43H118V44H116ZM124 43V44H123ZM145 43V44H144ZM147 43H149V44H147ZM258 43H259V45H258ZM56 44V45H55ZM57 44H58V46H57ZM100 44V45H99ZM116 44V45H115ZM131 44L133 45V47H129V46H131ZM138 44V45H137ZM165 44H166V46H165ZM167 44H168V48H167ZM177 44H179V43H177ZM108 45V46H107ZM115 47H114V46ZM118 45V46H117ZM120 45H121V47H120ZM141 45V46H140ZM159 45V46H158ZM166 47V48H163V50H162V48L161 47H164V46ZM171 45V46H170ZM232 45H233V47H232ZM30 46V47H29ZM33 46H34V50H33ZM38 48H37V47ZM61 46V47H60ZM80 46V47H79ZM104 47V48H101V47ZM143 46V47H142ZM233 49H235V52H232L233 50H232V48ZM247 46V47H246ZM261 46V47H260ZM30 48V50H29V48ZM79 47V48H78ZM108 49H107V48ZM110 47V48H109ZM112 47V48H111ZM117 47V48H116ZM125 47V48H124ZM155 47V48H154ZM158 49H157V48ZM171 47V48H170ZM38 50H37V49ZM59 48V49H58ZM76 48H78V50L76 49ZM119 48V49H118ZM122 48V49H121ZM129 48V49H128ZM132 48V49H131ZM133 48H134V50H133ZM161 48V49H160ZM32 49V50H31ZM50 49V50H49ZM58 49V50H57ZM76 49V50H75ZM107 49V50H106ZM114 50L113 51V53H112V50ZM157 49V50H156ZM43 50V51H42ZM117 50V51H116ZM124 50V51H123ZM154 50V51H153ZM156 50V51H155ZM159 50V51H158ZM163 52H162V51ZM36 51V52H35ZM43 52V53H41V52ZM58 52V54H57V52ZM110 51V52H109ZM115 51L117 52V53H115ZM134 51V52H133ZM160 51H161V53H160ZM54 52H56V53H54ZM64 52V51H63ZM107 52V53H106ZM109 52V53H108ZM120 54H119V53ZM127 52V53H126ZM156 52V53H155ZM32 53V54H31ZM34 53V54H33ZM131 53V54H130ZM135 53V54H134ZM248 53L250 54L249 56H248ZM35 54H38V55H35ZM41 54V55H40ZM81 54V55H80ZM86 56H85V55ZM88 54V55H87ZM107 54V55H106ZM110 54V55H109ZM119 54V55H118ZM128 54V55H127ZM150 54H153V55H150ZM158 54H160V56L158 55ZM32 55V56H31ZM44 55V56H43ZM79 55H80V58L81 59H78L79 58ZM82 55H84V56H82ZM128 57H127V56ZM134 55L136 56V60H139V61H136L135 59H133V58H131L132 56L134 57ZM164 55V56H163ZM233 55H234V57H233ZM34 56V57H33ZM47 56V57H46ZM113 56V57H112ZM118 56V57H117ZM167 58H166V57ZM33 57V58H32ZM85 57L87 58V59H85ZM157 57H158V59H157ZM163 57V58H162ZM164 57H165V59H164ZM241 57V58H240ZM245 57V58H244ZM246 57H248L247 59H246ZM44 58V59H43ZM90 58V59H89ZM123 58V59H122ZM138 58V59H137ZM141 58V59H140ZM234 58V59H233ZM237 58V59H236ZM34 59H36V60H34ZM84 61H83V60ZM92 59V60H91ZM120 59V60H119ZM125 59V60H124ZM133 59V60H132ZM161 59V60H160ZM236 59V60H235ZM81 60V61H80ZM93 60H94V62H93ZM135 60V61H134ZM156 60H158V61H156ZM163 60V61H162ZM166 62H165V61ZM41 61V62H40ZM65 61V62H66ZM89 61H90V63H89ZM119 61L121 62V63H119ZM128 61H129V63H128ZM133 63H132V62ZM161 61V62H160ZM244 61L242 62V61H239V63L241 62L243 65H244ZM81 64H80V63ZM93 62V63H92ZM102 62V63H101ZM122 62H124V64L122 63ZM126 62H127V65H126ZM156 62V63H155ZM164 62H165V64L167 65H165L164 64ZM250 64H249V63ZM257 62V63H256ZM53 63V64H52ZM85 63V64H84ZM112 63V64H111ZM136 63V64H135ZM158 63V64H157ZM169 63V62H168ZM262 63V64H261ZM43 64V65H42ZM49 64V65H48ZM51 64V65H50ZM71 64V65H70ZM102 64H103V66H102ZM111 64V65H110ZM114 64V65H113ZM117 64H118V66H117ZM133 64V65H132ZM135 64V65H134ZM31 65V64H30ZM39 65H40V67H39ZM46 65H48L49 67H50V69H49V67L48 66H46ZM54 65V66H53ZM80 65V66H79ZM81 65H83V67L81 66ZM90 68H93V69H89L87 66ZM91 65V66H90ZM94 65V66H93ZM123 65V66H122ZM124 65H125V67H124ZM165 65V66H164ZM45 68H44V67ZM78 66V67H77ZM84 66H86V67H84ZM107 66V67H106ZM112 66V67H111ZM131 66V67H130ZM135 67L134 69H133V67ZM142 66H144L143 68H142ZM160 66H161V68H160ZM163 66V67H162ZM258 66V67H257ZM48 67V68H47ZM110 67V68H109ZM165 67V68H164ZM52 68V69H51ZM108 69V70H105V69ZM137 68V69H136ZM111 71H110V70ZM116 69V70H115ZM130 69V70H129ZM136 69V70H135ZM163 69V70H162ZM88 70H90V71H88ZM93 70V71H92ZM120 70V71H119ZM164 72H162V71ZM92 71V72H91ZM101 71V72H100ZM128 71V72H127ZM244 71H245V65H244ZM258 71H259V73H258ZM263 71V72H262ZM105 72V73H104ZM113 72V73H112ZM161 72V73H160ZM191 72H192V74H190L191 75V79H193V80H191L190 79V83H193V85H195V87L194 88H192V89H190V91H192V95H189V93H187V94H185V92L184 93H180L179 94V96H180V98L183 100V102L182 103H184V106L185 107H187V109L183 106L182 108L180 107V110L182 111V114H185L186 113V115H183V117L182 118H180V119H183V118H185L184 116H187V110L189 111V109H190V111L188 112V113H192V110H193V108H195V107H189L190 106V104H192L193 103V105L192 106H194V105H196V103H199V99H198V97L200 98V100H201V98L203 97H205L206 95L209 97V102L207 103V102H205L204 104H203V108H205V110L206 109H208L207 111V114H208V116H210L209 118L211 119L210 121H209V123L210 122H212V123H210V124H212V126L213 127H211V129L212 128H214V131L213 132H217L216 133V136H218L219 138H221L223 135V132L225 131V130H222V129H226L227 128V125H226V122H225V120H227V121H229V123H227L228 125L230 124V123H232L235 119H232L233 117L235 118L236 117V120L234 121V123H236V121H238L239 119L240 120H244V118H246L245 120L247 121V120H249V122H251L252 120H254V118L252 119V117H254V114L256 113L255 111L257 110L256 109V107L255 106H253V104L251 105V103H249V101H248V96L244 93V92H239V90L237 91L236 90V85H234V84H236V79L231 75V79H232V82L229 84V86L230 87H228L227 89H226V87L224 86V85H222L219 81H217V80H219V78L218 77H214V76H216V75H214V76H211V77H204L203 75H205V72H202V74L200 75V74H198L194 69H191ZM190 72V73H191ZM89 73H91V75L89 74ZM99 73L101 74V75H99ZM110 73H111V75H110ZM263 73V74H262ZM90 76H92V77H90ZM156 74V75H155ZM218 74H220V72H218ZM88 75V76H87ZM98 75V76H97ZM103 75V76H102ZM113 75V76H112ZM116 75V76H115ZM81 76H84V77H81ZM97 76V77H96ZM102 76V77H101ZM166 76V77H165ZM172 76V77H171ZM79 77V78H78ZM88 77V78H87ZM89 77H90V80H88L89 79ZM100 77V78H99ZM114 77V78H113ZM134 77V78H133ZM99 78V79H98ZM197 78H199V79H197ZM205 78V79H204ZM218 78V79H217ZM160 79V80H159ZM172 79V80H171ZM208 79V80H207ZM84 80H86V82L84 81ZM196 80V81H195ZM217 82H215V81ZM83 81V82H82ZM166 81V82H165ZM194 81H195V83H194ZM214 81V82H213ZM234 81V82H233ZM201 82H203V83H201ZM198 83V84H197ZM210 83H211V85H210ZM219 83V84H218ZM131 84L134 86V87H132L131 86ZM137 84V85H136ZM201 84V85H200ZM204 84V85H203ZM208 84V85H207ZM128 85V86H127ZM169 85V86H168ZM199 86V88H198V86ZM218 85V86H217ZM125 86V87H124ZM139 86V87H138ZM141 86V87H140ZM200 86L201 87H205V89L203 88V90H207L208 92H207V94H204V91L203 90H201L202 92H203V94L202 93H199L200 91ZM211 86V87H210ZM214 86V87H213ZM222 86V87H221ZM116 87V88H115ZM123 89V88H125V89H127V87H132V88H130L131 90L133 89V91H131L129 88H128V90H130L129 91V93L127 92V90H124V92L125 93H127V95L124 93L123 94V90H118V89ZM123 87V88H122ZM198 89H197V88ZM206 87H207V89H206ZM210 87V88H209ZM220 87V88H219ZM134 88H138L137 90L136 89H134ZM148 88H149V90H150V92H149V90H148ZM166 88V89H165ZM168 88V89H167ZM230 88V89H229ZM233 88V89H232ZM209 89V90H208ZM220 89V90H219ZM223 89V90H222ZM225 89V90H224ZM156 90V91H155ZM213 90V91H212ZM231 90V91H230ZM235 90V93L236 92H238L239 94H235L233 91ZM118 91H121L120 93L118 92ZM199 93H197V92ZM222 91V92H221ZM132 92H134V94L132 93ZM136 92V93H135ZM153 92V93H152ZM195 92H196V94H198V95H196L195 94ZM95 93L96 94H98V93H101V89L100 90H96L95 91ZM95 93H94V95H95ZM213 93V94H212ZM104 94V93H103ZM120 94V95H119ZM124 96V95H126V97L124 96H122V95ZM128 94H132V95H130V96H128ZM201 94V95H200ZM114 95H118V96H114ZM157 95V96H156ZM203 95V96H202ZM76 96H78V95H76ZM133 96V97H132ZM152 96H153V98H152ZM192 96V97H191ZM202 96V97H201ZM212 96V97H211ZM228 96V97H227ZM229 96H230V98H229ZM189 97V98H188ZM197 99H196V98ZM114 98H110L111 100H113ZM139 98H137V99H139ZM195 98V100L197 101V102H192L191 100H193ZM203 98H202V100H203ZM211 98V99H210ZM215 98H217V99H215ZM225 98V99H224ZM228 98V99H227ZM236 98V99H235ZM242 100H241V99ZM142 99V98H141ZM147 99V100H148ZM233 99H235V100H237V102L235 101L234 102V100ZM120 100L122 101V102H120ZM140 100V99H139ZM138 100V101H139ZM181 100V101H182ZM184 100H185V102H184ZM211 100V101H210ZM225 100H227V101H225ZM229 100H230V102H229ZM231 100L234 102V104L236 105H233V103L232 104H230L231 103ZM241 100V101H240ZM137 101V100H136ZM135 101V102H136ZM221 101H222V103H221ZM225 101V102H224ZM242 101H245V102H243L242 104H241V102ZM211 102V103H210ZM216 102V103H215ZM212 105V107H211V105ZM220 103V104H219ZM237 103V104H236ZM90 104V103H89ZM95 104L96 103H91L90 105H94L95 106ZM117 104V103H116ZM156 104H158V103H156ZM187 104V105H186ZM189 104V105H188ZM215 104H216V106H215ZM224 104L226 105V108L225 107H223L224 106ZM241 104V105H240ZM244 104V105H243ZM183 105V104H182ZM198 105V104H197ZM208 105H209V107H208ZM214 105V106H213ZM231 106V107H228V106ZM244 107H243V106ZM139 106V105H138ZM221 106V107H220ZM165 107V108H164ZM167 107V108H166ZM199 106H197V108H198ZM142 108H146V107H142ZM164 108V109H163ZM169 108V109H168ZM213 109V110H211V109ZM245 108V109H244ZM215 109H217V110H215ZM142 110V111H141ZM197 110V109H196ZM195 109L193 110V111H195V114H196V111ZM215 110V111H214ZM220 110V111H219ZM246 110V111H245ZM254 110V111H253ZM144 111V114L146 115H144L142 112ZM152 111L154 112V114L152 115ZM184 111H186L185 113H183ZM229 111V112H228ZM248 111V112H247ZM170 112V113H169ZM225 112V113H224ZM227 112H228V115H227ZM232 112V113H231ZM235 112H236V114H238V115H236L235 114ZM253 112H255V113H253ZM224 113V114H223ZM253 113V114H252ZM156 114V115H155ZM220 114V115H219ZM221 114L223 115L222 117H220L221 116ZM232 116H231V115ZM144 115V116H143ZM147 115H149V116H147ZM171 115V116H170ZM215 117L216 115V117L214 118L213 116ZM225 115H227V117H229V118H226L225 117ZM242 115H244V116H242ZM246 115H248V116H246ZM173 116V117H172ZM231 116V117H230ZM142 117H144L145 119H142ZM171 117V123H169L170 121H168L169 119L168 118H170ZM213 118V120H215V121H213L212 120V118ZM218 117V118H217ZM225 117V118H224ZM240 117V118H239ZM250 117V118H249ZM152 118H153V120L154 121H152ZM158 118V119H157ZM225 119V120H221V119ZM237 118H238V120H237ZM242 118V119H241ZM217 119V120H216ZM232 119V121L230 122V120ZM250 119H252V120H250ZM143 120V121H142ZM240 120H239V124H244L243 123V120H242V122L240 123ZM244 120V121H245ZM151 121V122H150ZM156 121V122H155ZM217 121H218V123H217ZM260 121V119L258 120V122ZM142 122H143V124H142ZM155 122V123H154ZM161 122V123H160ZM173 122V123H172ZM182 122H184V120L182 121ZM215 122V123H214ZM223 122H225V124H223ZM253 122V121H252ZM256 123V122H254L255 124H257V127H259V128H257L258 130H257V133H256V131L254 132V130H252L251 132L249 131V128H248V130L246 129L245 131H244V133H242L239 137H238V140L236 139L235 140V143H236V145H238L239 146V150H240V147L243 145V142L244 143H250L251 145H254L255 144V142H256V146H258V147H260V150H262L263 149V140H262V138L260 139V137L261 136H258V135H262L263 137H264V124H263V122L262 121H260L259 123ZM154 123V124H153ZM160 123V124H159ZM185 123V122H184ZM182 124V126H184V127H187V125L188 124ZM253 123V124H254ZM158 124H159V126H158ZM171 124L173 125V126H171ZM215 124H217V125H215ZM222 124V125H221ZM254 124V125H255ZM161 125V126H160ZM223 125H226L225 127L223 126ZM259 125H261V127L259 126ZM221 126H223V127H221ZM263 126V127H262ZM215 127H217L216 129H217V131H215L216 129H215ZM263 128V129H262ZM154 129V128H153ZM186 129V130H185ZM146 130V131H145ZM153 132H155V131H153ZM180 132V133H179ZM182 132V133H181ZM212 132V131H211ZM222 132V134H220V133ZM253 132V133H252ZM167 133V134H166ZM171 135H170V134ZM261 133V134H260ZM212 134V133H211ZM209 132H208V136L210 135V137L213 135H211ZM219 134L220 135H222V136H219ZM182 135V136H181ZM184 135H185V137H184ZM253 135H255L257 138H254L255 139V142L253 141V138H252V136ZM177 136V137H176ZM215 135H213L211 138H209L208 137V139H210V140H212L211 142H210V140H209V143L207 144V145H211V143L212 144H216V137ZM242 136V137H241ZM153 137H154V135H153ZM165 137H167V139H165ZM172 137V138H171ZM161 138H163V142L164 141H166V142H164V143H167V144H170V145H166V144H164L163 143V145L164 146H162V142H161ZM168 138H170V140L168 139ZM176 138V139H175ZM243 138V139H242ZM259 138V139H258ZM154 139V138H153ZM216 139V140H215ZM242 139V140H241ZM245 139V140H244ZM20 140V139H19ZM170 142H169V141ZM250 140V141H249ZM252 140V141H251ZM213 141H216L215 143L213 142ZM237 141V142H236ZM262 141V142H261ZM21 142V140L19 141V143ZM239 142H241L242 144H240ZM184 143V144H183ZM230 144H231V146H232V148H234V151H237V153L239 152L238 150H237V147L238 146H236L235 145V143H234V140H232V143L231 142H229ZM254 143V144H253ZM259 143H260V145H259ZM21 144V143H20ZM25 145L27 144V142L26 143H24ZM32 144V143H31ZM31 144L28 142V145L27 146H31ZM183 144V145H182ZM249 144V145H250ZM216 145H218V144H216ZM167 146H168V148H167ZM169 146H170V148H169ZM234 146H236V147H234ZM175 148V147H174ZM232 148H230V150L232 149ZM236 149V150H235ZM168 150V151H167ZM229 150V151H230ZM236 153V154H237ZM175 154H176V152H175ZM232 155V154H231ZM234 155V154H233ZM233 155L232 156H230L229 155V157H230V159H231V157H232V159L230 160V161H228V158H227V160H225V156H224V162H226V164L228 165L227 166V168H231L233 165H237V163H239L238 165H240V163H244L245 162V164H247L248 163V161H252V157L250 158V157H248L247 159H243V161H242V159H239V157L238 156H236L235 158L233 157ZM167 156V157H168ZM262 156V158H263V156H264V153L263 152H261L260 151V153L256 156V158H260ZM170 158V159H171ZM199 158V157H198ZM198 158H196V159H198ZM205 158V157H204ZM204 158H203V160H204ZM234 158V159H233ZM259 159L261 162L264 160V159ZM200 159V158H199ZM198 159V160H199ZM202 159V158H201ZM237 159V160H236ZM248 159H250V160H248ZM233 160V161H232ZM246 160H248V161H246ZM253 160H254V158H253ZM234 162V163H236V164H232V163H230V162ZM236 161V162H235ZM238 161H240V162H238ZM260 161H257V164H261V162ZM220 162V161H219ZM255 163H256V161H254ZM258 162H260V163H258ZM209 163V162H208ZM230 163V164H229ZM254 163V164H255ZM255 165V166H253L254 167V169H253V171L252 172H250V173H252V175H250V173H248V172H246L245 170H246V168H242V169H240V170H236V171H232V172H235V173H232V172H225V179H227L226 177H231V180H232V178H237V176L238 175H235V174H239V175H241V174H245V175H243L242 176V179H240V181H239V183H241L242 184V186H244V187H242V188H246V190H253V189H255L254 191H256L257 192V194L259 195V197L261 198H263V196H264V170H262L263 168H264V161L262 162V164L261 165ZM257 166V167H256ZM244 169V170H243ZM249 169H251L252 170V168H247V170H249ZM259 169V170H258ZM239 171H241V173H239ZM248 173V174H246V173ZM257 173L258 172V174L256 175V174H253V173ZM226 173L228 174V175H230L231 173H232V175L231 176H226ZM260 173V174H259ZM2 175V174H1ZM1 175H0V181H2V183L0 182V186L2 187V185H3V183L5 184V181H6V184H5V186L3 187V189L1 188L0 189V209L2 208V213H4V214H6V208H8L7 206L8 205H10L9 207H11V208H8L7 210H12V211H16L17 209L19 210V208L20 209H22L23 207H25L26 206V204H24L25 206H23V205H21V204H23L24 202L25 203H27L28 202V200L29 201H31L32 202V208H33V211L34 212H36L37 211V213H35L36 215H38V212H40L39 213V215H41V216H47L49 213H50V211H51V213H55V210H56V208H55V206H56V201H51V200H53V199H51L50 201V203L47 205V203L49 202V200H47V202H45L46 200H44V197H43V202H42V200L41 201H39L40 199L38 198V195H33V196H30V194L31 193H27V194H25V192L27 191V192H29L27 189H26V191L24 190L25 188L24 187H22V185L21 184H23V183H20V182H18L19 181V179H16V181H12L13 179H12V175H11V177L10 176H5V175H7V174H3L2 176H4V180L5 181H3V177H1ZM9 175V174H8ZM247 175V176H246ZM249 175V176H248ZM262 175V176H261ZM234 176V177H233ZM236 176V177H235ZM257 176V177H256ZM260 176V177H259ZM9 177V178H8ZM255 177V178H254ZM259 177V178H258ZM7 178L9 179V180H7ZM14 178V177H13ZM248 178V179H247ZM262 180H261V179ZM238 179V178H237ZM257 179V180H256ZM12 182H11V181ZM14 180H15V178H14ZM228 181L230 180V178L229 179H227ZM253 180H255L256 182L254 183V181ZM261 180V181H260ZM9 181H10V183H12V185L9 183ZM235 181H236V179H235ZM250 181H252V182H250ZM258 181L259 182H261V184L259 185V183H258ZM7 182L9 183L8 185H7ZM13 182H14V184H13ZM15 182H16V187H15ZM230 182H233V181H230ZM238 182V181H237ZM247 182H249V183H247ZM239 183H238V186H241V184L239 185ZM2 184V185H1ZM17 184H19V185H17ZM244 184V185H243ZM250 186H249V185ZM255 184V185H254ZM256 184H258V185H256ZM10 185V186H9ZM252 185V186H251ZM256 186V187H255ZM11 187V188H10ZM250 187V188H249ZM9 188V189H8ZM20 190V191H19ZM24 190V191H23ZM248 190V192L249 193H242V195L244 196V198H247V197H249L248 195H250V191ZM24 192V194L26 195H24L23 193H19V192ZM10 192L12 193V194H10ZM1 193H4V194H6V195H4V197H3V195L1 194ZM14 193V194H13ZM22 194V195H21ZM262 194V195H261ZM195 195V196H194ZM201 195H203V196H201ZM200 196L198 195H196V193H194L193 194V197H194V200L196 201H194V203L196 204V206H195V204H194V206H195V214H196V217H195V214H194V219H192V220H188V222H187V224H189L190 226H193V227H195L194 225L197 223H199L198 225L201 227V228H199L200 230L202 229L203 231L205 230V226H203L204 224H205V216L207 215V216H209V221H210V230H209V232L207 231L206 233H208L207 234V238L208 237H210V238H208V240H209V244L207 245V246H204V244H205V242H206V240L204 241L201 237H200V239L198 240V243H199V245H198V249L199 250H202L203 248H205V251H206V253H207V250L206 249H208L209 250V252H208V256L210 257V256H212V255H214V253H212L213 251H216V253L218 254V255H224V256H227V253H228V251H229V253H234L235 254V252H237V250H240L242 247H244L245 245V242H244V240L246 239V237H245V239H244V235L245 236H248L247 237V239H248V243H246V245L248 244H251V242H252V240H253V238H255L256 237V241H261L262 240V238H264V224H263V222H264V202H263V204H261V203H257L256 205L254 204V206H256V208H254L255 209V213H256V215L254 216V217H252L250 220L248 219V221L246 220V222L248 223H246V224H244L239 218H237V217H230L229 215H227L226 216V218H224L223 219V215H225V214H229V210H226L225 211V206H223V205H218L217 204V201H218V196H217V193H215V192H212V191H209L208 193L207 192H205V193H203V194H201ZM205 195V196H204ZM7 196H8V198H7ZM16 196V197H15ZM19 196H21V198L19 197ZM29 196H30V198H29ZM37 197V198H35V197ZM247 196V197H246ZM6 197V198H5ZM9 197H13V198H9ZM34 197V198H33ZM2 198H3V200H2ZM25 200H24V199ZM27 198V199H26ZM5 199V200H4ZM7 199V200H6ZM9 199L10 200H12V202L14 203V204H11L12 202L11 201H9ZM14 199H15V201H14ZM17 199V200H16ZM21 199H23V200H21ZM50 199V198H49ZM197 199V200H196ZM199 199V200H198ZM201 199V200H200ZM248 199V198H247ZM247 199H246V201H247ZM19 200H20V202H19ZM55 200V199H54ZM205 200H207V201H205ZM5 201V202H4ZM21 201H23V203L21 202ZM33 201H34V203H33ZM249 201V200H248ZM10 202V204H8ZM19 203V205L21 206H19V205H15L16 203ZM30 202V203H31ZM38 202V203H37ZM39 202H40V205H39ZM53 202V203H52ZM56 202V203H55ZM205 202L206 203H208V206H209V204H210V206H211V208H210V206L207 208V204H206V206H205ZM210 202V203H209ZM5 203H7V206H5L6 204ZM37 203V204H36ZM3 204V205H2ZM29 204V202L27 203V205ZM53 204V206H51L50 207V205H52ZM54 204H55V206H54ZM201 204H203V206L201 205ZM13 205V206H12ZM41 207V205H42V207H43V209H41L39 206ZM201 205V206H200ZM16 206H18L17 208H12V207H16ZM37 206L40 208H38L37 209ZM260 208H259V207ZM45 207H46V209H45ZM50 209H49V208ZM53 207L55 208V209H53ZM57 207H59L58 206V204H57ZM198 207V208H197ZM36 208V209H35ZM60 208V207H59ZM59 208H57V211H59L58 209ZM214 208V209H213ZM5 211H4V210ZM16 209V210H15ZM197 209V210H196ZM10 210L9 211H7V212H10ZM17 210V211H18ZM43 210H45V211H43ZM46 210L47 211H49V213L48 212H46ZM52 210H53V212H52ZM182 210H186V208L184 207ZM259 210H260V212H259ZM4 211V212H3ZM57 211H56V213H57ZM1 212V211H0ZM20 212H22L21 210L20 211H18V213H20ZM41 212H42V214L43 213H45V214H41ZM1 213V214H2ZM70 213H72L73 215H72V217H74V216H76V219H78L77 221H76V219H75V222L73 221L74 220V218L72 219V223L74 222L75 224H74V227L72 226V229L74 228V230H72V229H70V232H68V235H70L73 239H74V236H75V239L73 240L72 238V242H71V245L72 246H76L77 245V249H78V251H79V248H78V246L79 247H81L82 245H83V247H81V249L82 248H86V246L85 245H93V243H94V245L95 244H97V243H95V242H97L96 240H98V239H101V238H104L103 240H98V245H99V243L100 244H104V242L106 241V240H108L107 238L108 237H106V236H108V235H106V234H108V231H107V233H105L106 231H105V227L103 226V228L102 227H100L101 228V231L103 230V232L104 233H102L101 235H100V233L99 234H97L98 232H94L95 234H96V237H95V234H92V232H91V226L89 225L90 224V221L85 217H83V218H81V217H79L78 215H74V214H76V213H74L73 211L71 212V210H70ZM219 213V214H218ZM0 214V215H1ZM219 216H218V215ZM182 215H184V212H183V214ZM259 215V216H258ZM261 215H263V216H261ZM78 216V217H77ZM256 217H258L257 219H256ZM261 217H263V219L261 218ZM80 218H81V220L82 221H80ZM255 218V219H254ZM84 219V220H83ZM87 219V220H86ZM239 219V220H238ZM260 221H259V220ZM219 220V221H218ZM253 220V221H252ZM258 221V223H257V221ZM87 221H89V223L87 224ZM190 221V222H189ZM199 221V222H198ZM235 221H237V222H235ZM251 221V222H250ZM263 221V222H262ZM196 222V223H195ZM250 222V223H249ZM82 223L84 224L83 226H82ZM204 223V224H203ZM244 225H243V224ZM255 223V224H254ZM261 225H260V224ZM197 225V226H198ZM257 225V226H256ZM15 227H16V225H14ZM14 226H12V228L14 227ZM71 226H70V228H71ZM75 226H76V228H75ZM82 226V227H81ZM88 226H90V229H89V227ZM85 227L86 228H88V229H85ZM184 227H186V224H185V226ZM7 229V231L10 233V232H12V230L13 229ZM81 229V233H79V230ZM246 229V230H244V229ZM252 228H254L253 230H252ZM187 229V228H186ZM1 230V229H0ZM11 230V231H10ZM78 231V232H76V231ZM93 230V229H92ZM107 230V229H106ZM201 230V231H202ZM242 230H244V231H242ZM256 230H257V232H256ZM74 233H73V232ZM83 231V232H82ZM87 231V233H85ZM184 231H185V229H184ZM184 231H183V233H184ZM247 231H248V233H247ZM8 232H6V233H3L4 235L5 234H7ZM76 232V233H75ZM224 232V233H223ZM249 232H251V233H249ZM0 233H1V231H0ZM70 233V234H69ZM72 233V234H71ZM78 233H79V235H78ZM90 233V234H89ZM205 233V234H206ZM211 233V234H210ZM245 233V234H244ZM260 233V234H259ZM75 234V235H74ZM78 236H77V235ZM85 234H87L89 237H90V239H89V237L88 236H86ZM103 234H105V235H103ZM185 234H187V230L185 231ZM195 234V233H194ZM204 234V233H203ZM253 234V235H252ZM74 235V236H73ZM80 235H82L81 237H80ZM91 235V236H90ZM94 235V236H93ZM100 235V236H99ZM103 235V236H102ZM252 235V236H251ZM95 238V241L93 240L94 238ZM98 236V237H97ZM229 236V237H228ZM243 236V237H242ZM250 236V237H249ZM254 236V237H253ZM68 237V236H67ZM67 237H65L68 241H66V239L65 240H62V242L60 241L59 243H63V246H62V244H61V247H60V244L59 243H57L56 241V243L57 244H59V245H54L55 243H54V240L52 241L51 240V242L48 240V242L46 241L45 242V244L47 243V244H50L49 246H46V250H47V252H50V250H51V252L50 253H52L53 251H55L54 250V248L55 247H57V248H55L56 250H60L61 248H63V249H61L60 250V252H62L63 253V251H64V253L67 251L66 249H64V247H66L67 249L69 248L70 250H68V252H70L71 250H72V252L74 251L73 249L75 248L76 249V247L74 246V247H72V249L70 248L71 246H70V241H71V239H70V241H69V238H67ZM77 237V238H76ZM86 237V238H85ZM92 237V238H91ZM101 237V238H100ZM240 237H241V239H240ZM81 238H83V240L81 239ZM97 238V239H96ZM206 238V239H207ZM227 238H228V240H227ZM238 238V239H237ZM259 238V239H258ZM261 238V239H260ZM81 239V240H80ZM85 239H88L89 240V242H90V244H89V242L87 241V240H85ZM222 239V240H221ZM242 239H244V240H242ZM251 239V240H250ZM92 240H93V242H92ZM204 241V242H202V241ZM225 240V241H224ZM241 240V241H240ZM250 240V241H249ZM264 240V239H263ZM69 242L67 245L65 244V242ZM76 241V242H75ZM81 242L80 244H81V246L79 245V242ZM83 241V242H82ZM84 241H85V244H84ZM104 241V242H103ZM213 241V242H212ZM244 242V244H243V242ZM107 242V241H106ZM228 242V243H227ZM239 242H241V243H239ZM220 243V244H219ZM230 243V244H229ZM239 243V244H238ZM243 244V245H242ZM64 245H66V246H64ZM226 245V246H225ZM232 245V246H231ZM238 245V246H237ZM68 246V247H67ZM219 246V247H218ZM240 246H241V248H240ZM260 246H262V247H260ZM49 247V248H48ZM88 247V246H87ZM211 247V248H210ZM216 247H218V249L216 248ZM231 247V248H230ZM260 249H259V248ZM201 248V249H200ZM215 248V249H214ZM238 248H240V249H238ZM257 248V249H256ZM255 248V250H253V251H247V252H245V253H243L242 255H239V256H236L234 259H231V260H226L223 264H228L229 262H230V264H242V263H245V264H247L248 262H251V260H252V258H254V254L256 253V256L255 257H262V255H263V252H264V242H262V244H260L259 246H257ZM44 249V248H43ZM48 249H50V250H48ZM77 249L75 250L76 252H77ZM80 249V250H81ZM103 249V248H102ZM220 249H222V250H220ZM225 249V250H224ZM230 249V250H229ZM232 249V250H231ZM234 249V250H233ZM45 250V251H46ZM66 250V251H65ZM220 250V251H219ZM74 251V252H75ZM103 251V250H102ZM212 251V252H211ZM225 251H226V253H225ZM57 252V251H56ZM59 251L57 252V253H60ZM67 252V253H68ZM73 252V253H74ZM104 253H105V250L103 251ZM221 252V253H220ZM224 252V253H223ZM253 252V253H252ZM115 253H113L112 254V256L110 257L111 259H108L109 261H107L109 264L110 263H112V264H116L117 262H115V261H117V253L114 255ZM252 255H254V256H252ZM115 258H114V257ZM241 257V258H240ZM258 257V258H259ZM102 261V262H101ZM104 261H106V260H104V258L102 259V260H100V263H99V260L97 261V263H99V264H108V263H104ZM232 261V262H231ZM115 262V263H114ZM242 262V263H241ZM96 263V262H95ZM96 263V264H97ZM63 264H64V262H63ZM83 264V263H82ZM118 264V263H117ZM248 264H250V263H248Z\"/></svg>", "mask_w": 264, "mask_h": 264}]
</instances>
